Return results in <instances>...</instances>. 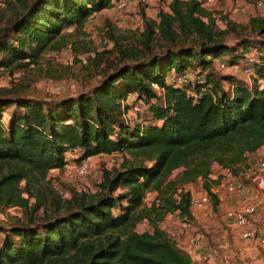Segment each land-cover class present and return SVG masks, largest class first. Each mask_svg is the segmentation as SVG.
Returning <instances> with one entry per match:
<instances>
[{"label":"trees","instance_id":"16d2710c","mask_svg":"<svg viewBox=\"0 0 264 264\" xmlns=\"http://www.w3.org/2000/svg\"><path fill=\"white\" fill-rule=\"evenodd\" d=\"M5 1L15 15L7 17L0 8V67L12 69L58 48L65 26H81L114 0ZM226 23L217 29L213 11L201 0H171L158 20L146 19L139 47L117 44L119 60L91 90L49 99L0 94V165L6 166L0 172V206L23 205L28 215L0 225V264H193L159 221L169 213L194 219L184 185L197 178L217 206L212 186L221 174L212 179L213 164L238 174L264 145V56L250 61L252 85L227 76L232 88H225L210 69L222 57L226 64L246 61L251 43L241 39L238 51L224 35L241 28L264 33V15L250 16L244 25ZM187 68L197 70L198 78L178 86L168 81ZM155 84L164 95L150 102ZM131 93L147 103L140 121L122 115L121 100ZM10 105L4 121L3 108ZM74 149L81 150L79 159L128 152L133 160L104 169L101 192L61 198L41 184ZM176 168L179 176L169 178ZM149 192L156 197L145 204ZM142 220L149 230L137 229Z\"/></svg>","mask_w":264,"mask_h":264},{"label":"rangeland","instance_id":"374dc122","mask_svg":"<svg viewBox=\"0 0 264 264\" xmlns=\"http://www.w3.org/2000/svg\"><path fill=\"white\" fill-rule=\"evenodd\" d=\"M170 1L148 0L141 3L139 0H131L129 5L121 11H117L115 7L110 6L89 16L81 26H65L60 38L62 43L58 48L44 51L37 62L20 68L0 67V94L7 92L11 96L15 93H21L22 95L49 99L91 90L102 79L106 69L119 60L117 44L126 47H133L134 45L139 47L138 40L141 38V31L144 28L146 19L158 20L159 11L167 10ZM255 1L257 0H216L215 3L205 4L214 13L215 27L225 29L227 28L226 21L244 25L250 16L263 15L264 7L258 9L255 6ZM262 1L264 2V0ZM234 4L240 5L241 10L231 14L229 9ZM1 7H3L4 14L7 17H14L13 9L5 0H0ZM137 10L141 13L140 18H131ZM158 39L157 36L154 38V44L160 48L158 42H155ZM241 39H246L251 43V46L244 51L247 55L246 61L234 64L228 63L222 67L218 65V60H216L214 67L210 68L217 78H221L225 88L230 84V81L225 79L227 76L234 79H243L252 85L254 81L252 77L244 72V68L251 65L248 60L249 57L261 59L264 56V45L258 46L259 42L264 41V33L249 28H241L237 32L229 29V32L224 35V41L237 46L238 51L241 50V45L238 43ZM97 53L102 54L103 58L101 60L96 56ZM196 78H198L197 70H194L191 79ZM48 79H52V82L49 83ZM140 104L142 106L141 111L144 113L147 104L146 102ZM11 108V105L3 108L4 121L8 120ZM142 113L138 117L137 114L132 112L129 115L136 121L137 119L140 121ZM80 154V149L69 150L66 153V164L62 168L51 169L45 178L46 182L41 184L42 188L51 187L61 198H68L72 193L79 191L87 193L101 192L99 182L102 180L103 170L119 168L122 163L133 160L128 152L92 155L89 161V172L84 177H79L76 175L74 167L81 161L79 159ZM257 159L258 157H251L253 165L256 164ZM144 162L146 164L150 163L148 160ZM244 168H241L238 174H233L241 177L242 174L240 173L244 172ZM5 169V165H0V172ZM180 171L181 168L174 169L169 178L176 179ZM211 171V177L215 179L224 169L213 164ZM202 182L201 178H197L184 186L195 195L206 191ZM23 183L24 181L21 182V185ZM212 189H217L218 197L226 196L224 189L219 185H213ZM22 195L29 197V204L34 202V197L29 196L27 192L24 191ZM155 197L156 192L147 193L145 204H150ZM43 210L41 207L35 214L41 215ZM46 210H50V206ZM193 211L194 219L190 221V225L185 226V229L188 230H185L181 225L182 220L176 213L167 214L159 221V225L166 229L176 240H186L189 243L193 241L195 234L199 233L203 244L215 246L222 239V235L229 233L231 230L228 224L229 220L225 216V210L220 205V199L215 207L210 200L203 208ZM27 216V210L23 205L0 206L1 226L6 227L15 221L26 220ZM137 229L139 231L149 230L150 225L147 220H142L137 223ZM2 235L0 234V237ZM229 243L228 251L239 252L241 250L245 255L240 258H232L234 259L232 262L236 264H264V252L258 244H251L247 240L240 241V244L231 241ZM247 251L249 253L251 251V254H246ZM193 262L194 264H205L199 263L196 258Z\"/></svg>","mask_w":264,"mask_h":264},{"label":"built area","instance_id":"2783aa9c","mask_svg":"<svg viewBox=\"0 0 264 264\" xmlns=\"http://www.w3.org/2000/svg\"><path fill=\"white\" fill-rule=\"evenodd\" d=\"M131 0H114L112 6L117 9V11H121L124 9L127 5H129ZM141 3H145L148 0H139ZM216 0H201L202 6L205 8L212 10L211 8L207 7L206 4L215 3ZM206 3V4H205ZM255 6L260 9L264 7V2L262 0L255 1ZM241 10L240 5L234 4L231 9H229V12L231 14L237 13ZM264 15V14H263ZM141 13L137 10L134 14H132L131 18H140ZM217 63L219 66H225L226 63L224 61V57L217 59ZM249 61H253L254 58L249 57ZM194 72L193 69L187 68L183 74H180L178 76L169 77L168 81L171 82L174 86L182 85L188 81H192L191 74ZM244 72L249 76L252 77L254 74L253 67L251 65H247L244 68ZM201 78V77H199ZM49 83L52 82V79H48ZM250 85V84H249ZM155 91H156V97L152 98L150 102L156 101L157 97H163L164 95V88L160 87L158 85H154ZM227 88H232V85L229 84ZM190 93L194 96L196 94L191 90ZM141 102H145L143 98L136 99V93L128 94L124 99L121 100L122 108H123V117L125 120H133L132 117H130L129 113H135L136 116L140 115L142 113V106ZM125 104L129 105L128 109H124ZM147 104V103H146ZM137 121H139L137 119ZM90 156H87L77 165L74 167L75 173L79 177H84L87 175L90 169ZM250 176L253 181H255L257 178L260 179V181L256 185L259 188V191L264 192V154L259 156L256 162V165L251 169ZM221 188L224 189L229 194H239L244 196L245 202L238 208H229L225 210V216L229 219H232L238 227H240L241 236L243 238H249L252 239L256 244H258L261 247H264V224L258 223L253 218V213L255 212L257 208V201L256 199L259 196L258 191H251L250 188H247L243 185L241 178L239 175H234L230 170H227L224 168V171L221 173L220 182L218 184ZM216 186V185H215ZM213 191L217 192V189H212ZM210 197L209 194L205 191L203 193H197L192 194L191 193V207L192 212L193 210H198L203 208L207 203H209ZM172 214V213H169ZM183 223V224H182ZM181 225L185 227L186 225H190V221L182 220ZM171 235V234H170ZM172 236V235H171ZM173 237V236H172ZM175 239V237H173ZM176 240V239H175ZM177 241V240H176ZM194 244L197 246L203 247V252L200 255V262L201 263H209L214 256L218 253V248L215 245L210 244H203L201 240V236L199 233H196L193 239ZM178 243V242H177ZM179 244V243H178ZM182 247V246H181Z\"/></svg>","mask_w":264,"mask_h":264},{"label":"crops","instance_id":"0c3cea01","mask_svg":"<svg viewBox=\"0 0 264 264\" xmlns=\"http://www.w3.org/2000/svg\"><path fill=\"white\" fill-rule=\"evenodd\" d=\"M263 154H264V145L261 146L256 152L250 154L247 167L244 168V172L240 173L242 174L240 178H241L243 185L246 186L247 188H250L251 191L253 192L255 191L259 192V196L256 199L257 208L255 212L253 213V218L258 223H261V224H264V192L259 191V188L257 187L256 182L252 180L250 173H251V169L256 165V164L253 165L251 157L257 158ZM216 166L219 167V165L217 164ZM225 193H226L225 194L226 196L222 198L219 196L220 205L224 208V210L229 209V208H238L245 202V198L242 195L229 194L226 191ZM228 220H229L228 224L231 227V230L229 231V233H225L224 235H222V239L219 240V243L216 246L218 248V253L207 264H236L232 262L234 260L232 258H236V257L240 258V257L245 256L241 250L239 252L228 251V246L230 244L229 243L230 241L233 243L240 244V241L247 240L251 244L252 243L256 244V242H254L252 239L243 238L241 236L240 227H238L237 224L232 219L228 218ZM185 230H188V229H185ZM177 242L179 243L180 246H182L190 254L192 261L194 260V258H196L197 261L201 263L199 258L203 252V247L197 246L196 244H194L193 241L187 243L186 240L181 241L180 239H178ZM261 248L263 249V252H264V247H261ZM246 254H251V251L250 253L247 251Z\"/></svg>","mask_w":264,"mask_h":264},{"label":"water","instance_id":"95a60500","mask_svg":"<svg viewBox=\"0 0 264 264\" xmlns=\"http://www.w3.org/2000/svg\"><path fill=\"white\" fill-rule=\"evenodd\" d=\"M255 181L258 183V182L260 181V179H259V178H257Z\"/></svg>","mask_w":264,"mask_h":264}]
</instances>
